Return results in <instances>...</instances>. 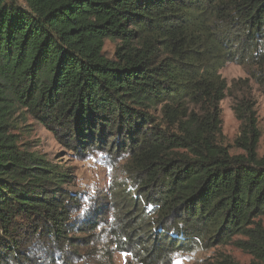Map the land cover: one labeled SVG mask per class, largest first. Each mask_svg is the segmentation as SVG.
<instances>
[{
    "label": "trees",
    "instance_id": "16d2710c",
    "mask_svg": "<svg viewBox=\"0 0 264 264\" xmlns=\"http://www.w3.org/2000/svg\"><path fill=\"white\" fill-rule=\"evenodd\" d=\"M227 63L247 77L228 86ZM251 80L264 88V0H0V264H112L118 251L171 264L230 242L264 264ZM232 89L227 144L219 103ZM26 116L68 147L109 141L124 177L83 208L72 176L18 143Z\"/></svg>",
    "mask_w": 264,
    "mask_h": 264
},
{
    "label": "rangeland",
    "instance_id": "374dc122",
    "mask_svg": "<svg viewBox=\"0 0 264 264\" xmlns=\"http://www.w3.org/2000/svg\"><path fill=\"white\" fill-rule=\"evenodd\" d=\"M19 4L23 5L21 1ZM118 42L105 40L104 51L109 56L113 55L115 47ZM221 76L226 80L228 86H231L239 79L247 77L246 68L242 65L235 63H227L220 69ZM252 95L256 101V111L258 116V125L261 130V138L259 140L257 153L259 156L264 155V88H260L254 81H249ZM240 94V91L232 89L227 92V95L219 103L220 117L222 120V134L224 141L227 144H232L233 140L237 137L239 132V121L236 119L232 104V94ZM12 133L18 138V143L22 146L28 147L44 155L49 160L58 164L62 169L72 176V185L65 186L73 192H77L85 200L83 201V208H87L90 204L95 202L96 197L99 199L106 195L109 185L114 180H119L124 177L123 172V159L115 152H110L109 141L105 149L99 142L86 147L81 144L78 148L68 147L65 144L67 139H58L50 130L45 128L40 122L36 121L30 116L16 122ZM242 151L235 147L230 148V153L238 154ZM82 208V209H83ZM105 216V214L103 215ZM108 216L107 221L110 222L111 212H106ZM100 220H102L100 218ZM108 222V224H109ZM264 224V217L262 218ZM104 223L100 224L101 226ZM107 224V225H108ZM105 225V226H107ZM106 228V227H104ZM97 238L100 243L93 247V250L100 251V248L105 247L106 233H98ZM235 237L234 239H237ZM233 239V240H234ZM94 252V251H93ZM122 253L127 252H114L112 259L108 262L112 264H134L130 255L122 256ZM129 254V253H128ZM223 257H229L233 263L236 264H249L252 256L242 251L239 247L235 246L233 242L214 245L208 249L197 248L189 252L176 253L174 260H181L182 264H221ZM41 264H50L47 259L42 260ZM72 264H83L80 260L73 261Z\"/></svg>",
    "mask_w": 264,
    "mask_h": 264
},
{
    "label": "snow or ice",
    "instance_id": "6c2138e0",
    "mask_svg": "<svg viewBox=\"0 0 264 264\" xmlns=\"http://www.w3.org/2000/svg\"><path fill=\"white\" fill-rule=\"evenodd\" d=\"M85 211H86V209H85ZM127 255H129V254L128 253H122V256H127ZM173 264H182V261L181 260H174Z\"/></svg>",
    "mask_w": 264,
    "mask_h": 264
}]
</instances>
